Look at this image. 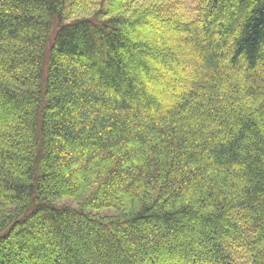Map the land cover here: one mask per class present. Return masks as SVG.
<instances>
[{"label":"trees","instance_id":"1","mask_svg":"<svg viewBox=\"0 0 264 264\" xmlns=\"http://www.w3.org/2000/svg\"><path fill=\"white\" fill-rule=\"evenodd\" d=\"M0 264H264V0H0Z\"/></svg>","mask_w":264,"mask_h":264},{"label":"rangeland","instance_id":"2","mask_svg":"<svg viewBox=\"0 0 264 264\" xmlns=\"http://www.w3.org/2000/svg\"><path fill=\"white\" fill-rule=\"evenodd\" d=\"M69 204H73V202H70V201H69Z\"/></svg>","mask_w":264,"mask_h":264}]
</instances>
